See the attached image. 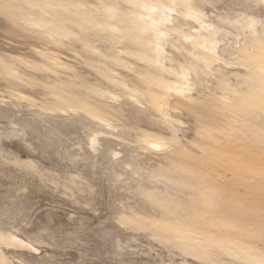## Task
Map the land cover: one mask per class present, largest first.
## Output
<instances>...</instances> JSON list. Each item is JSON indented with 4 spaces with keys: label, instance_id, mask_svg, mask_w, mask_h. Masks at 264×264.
Masks as SVG:
<instances>
[{
    "label": "rangeland",
    "instance_id": "obj_1",
    "mask_svg": "<svg viewBox=\"0 0 264 264\" xmlns=\"http://www.w3.org/2000/svg\"><path fill=\"white\" fill-rule=\"evenodd\" d=\"M0 264H264V0H0Z\"/></svg>",
    "mask_w": 264,
    "mask_h": 264
}]
</instances>
